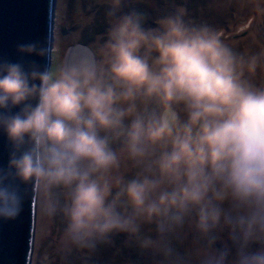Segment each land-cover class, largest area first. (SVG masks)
<instances>
[{
  "label": "clouds",
  "instance_id": "clouds-1",
  "mask_svg": "<svg viewBox=\"0 0 264 264\" xmlns=\"http://www.w3.org/2000/svg\"><path fill=\"white\" fill-rule=\"evenodd\" d=\"M128 5L108 0L89 59L24 60L47 40L0 59V217L19 215L25 186L70 251L123 235L151 264H264V50L179 11L150 26ZM225 232L234 252L213 247Z\"/></svg>",
  "mask_w": 264,
  "mask_h": 264
},
{
  "label": "rangeland",
  "instance_id": "rangeland-1",
  "mask_svg": "<svg viewBox=\"0 0 264 264\" xmlns=\"http://www.w3.org/2000/svg\"><path fill=\"white\" fill-rule=\"evenodd\" d=\"M107 5L108 0H55L50 70L64 63L66 51L77 43L97 50L108 27ZM128 6L146 11L150 26H155L163 12L179 11L189 21L206 22L217 28L225 42L238 51L264 50V0H129ZM256 79L264 83V70L258 72ZM63 226L59 215H43L36 201L31 264H151L146 253L141 261L134 259L135 249L129 248L123 235L116 236L112 246L101 248L94 257L70 251L62 238ZM225 245L232 249L227 232L213 247L219 250ZM258 247L251 245L253 250Z\"/></svg>",
  "mask_w": 264,
  "mask_h": 264
},
{
  "label": "water",
  "instance_id": "water-1",
  "mask_svg": "<svg viewBox=\"0 0 264 264\" xmlns=\"http://www.w3.org/2000/svg\"><path fill=\"white\" fill-rule=\"evenodd\" d=\"M55 0H0V59L19 60L16 46L31 41H48V56L25 57V61L37 60L50 69L54 39ZM94 51L87 45L77 43L68 48L64 62L74 64L92 57ZM8 145L0 134V167L7 164ZM22 210L14 219L0 217V264H31L36 200L25 186Z\"/></svg>",
  "mask_w": 264,
  "mask_h": 264
},
{
  "label": "trees",
  "instance_id": "trees-1",
  "mask_svg": "<svg viewBox=\"0 0 264 264\" xmlns=\"http://www.w3.org/2000/svg\"><path fill=\"white\" fill-rule=\"evenodd\" d=\"M129 248H134V247H129ZM134 249H135V253L133 255L134 259H136L137 261H141L144 258V254H140L139 251L136 248H134ZM137 264H149V263L147 261H141V262H139Z\"/></svg>",
  "mask_w": 264,
  "mask_h": 264
}]
</instances>
